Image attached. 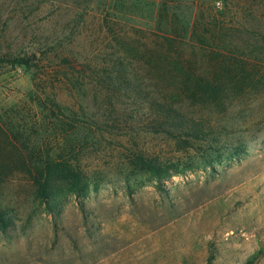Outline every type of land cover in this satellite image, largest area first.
Instances as JSON below:
<instances>
[{"label": "rangeland", "instance_id": "1", "mask_svg": "<svg viewBox=\"0 0 264 264\" xmlns=\"http://www.w3.org/2000/svg\"><path fill=\"white\" fill-rule=\"evenodd\" d=\"M145 32L169 36L197 76L223 79L216 100L165 83L203 119L200 139L145 133L148 112L128 97L111 106L96 84L112 58L131 63L137 85L164 79L142 67L156 40ZM4 57L0 264H264V0H0ZM36 93L89 116L111 110L100 123L111 133L98 143L81 110V127L65 136L57 126L72 123L71 111L39 106ZM66 148L83 169V193L59 182L47 204L35 179L47 154ZM142 151L180 173L142 172L133 163Z\"/></svg>", "mask_w": 264, "mask_h": 264}, {"label": "trees", "instance_id": "2", "mask_svg": "<svg viewBox=\"0 0 264 264\" xmlns=\"http://www.w3.org/2000/svg\"><path fill=\"white\" fill-rule=\"evenodd\" d=\"M150 36H155V41H152L153 46H146L144 52H142V67L145 71H153L158 77L164 78L160 79L156 84L155 80H149L148 76L142 78V85H137L132 79V74L130 72V62H126L125 58L109 59L108 68L102 71H97L95 73L96 84L100 88H104L103 91L107 100L111 106H114V101L119 102L123 97H128L133 101V103H138L142 107V111L148 112L147 122L142 125L143 131L150 134H165L168 137L174 139H179L180 142L183 138L194 137L200 139L203 137L204 132H196L194 127L196 124L202 123L203 119L196 118L183 110L179 100V96L168 95L165 88V83H172L176 87L177 84L187 91L188 98H194L197 96H202L204 99H222L221 93L224 91V83L221 76L216 77L215 80H210L203 76H197L188 60L183 59L182 53L176 50L174 41L165 35H153L152 33L145 32V38L152 40ZM217 55H220L219 53ZM119 57V56H118ZM67 60V59H66ZM7 62L4 58H0V63ZM230 57H223L222 63L227 66L222 68L226 74H231L234 69L230 64ZM16 65H27L28 62L24 59H17L13 61ZM238 65H240L238 63ZM242 65V64H241ZM237 66V64H235ZM221 68V67H220ZM167 69V70H166ZM236 69H238L236 67ZM241 71H245L240 66ZM128 72V74L126 73ZM148 72V73H149ZM125 73V75L123 74ZM164 73V74H163ZM180 76V78H179ZM166 77V78H165ZM80 78H77V82ZM83 80V79H82ZM67 81V80H66ZM84 81V80H83ZM68 82V81H67ZM77 88L79 86H85V83H73ZM160 88L162 92H158L151 88V85ZM39 87V86H38ZM43 91L42 87H39ZM124 92L125 94H121ZM34 95L35 102L38 101L39 106H46V102H50L51 105L58 108V110L64 111V109L73 110V108L67 107L66 105L58 102L57 98H49L46 102L40 103V97ZM39 95V94H38ZM33 98V97H32ZM83 111L82 115L90 118L95 126V131L97 134V142L100 143L101 139H105V135L110 134L111 130L101 126V119L107 116V111L109 113L111 110L98 107L94 113L91 115L85 114L87 109L81 108L80 110L71 111V116L68 119L72 123H61L57 126L60 131L64 133L65 136L71 135L75 130H79V126H74L75 123H80L81 115L80 111ZM72 124V125H71ZM111 128V127H110ZM113 129V128H112ZM186 143L187 141H183ZM189 145L190 142H187ZM73 149V148H72ZM72 149L66 148L64 152L56 156L55 158L50 157L47 154L44 165L42 166L41 172L35 179L39 196L43 202L48 204L49 198L51 196V187L56 183H64L67 185L69 191L75 194L83 193L84 186L83 179L85 178L83 169L78 163V160L72 158ZM147 152L142 154H135L134 156V167H137L142 172H148L152 177L155 178H169L173 175L180 173L178 166L176 165H164L162 164L157 156H148Z\"/></svg>", "mask_w": 264, "mask_h": 264}]
</instances>
